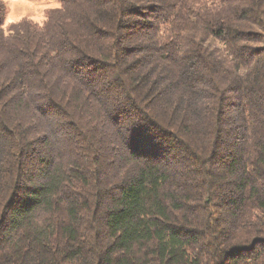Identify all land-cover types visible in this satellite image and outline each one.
<instances>
[{
  "label": "trees",
  "instance_id": "16d2710c",
  "mask_svg": "<svg viewBox=\"0 0 264 264\" xmlns=\"http://www.w3.org/2000/svg\"><path fill=\"white\" fill-rule=\"evenodd\" d=\"M0 0V264H264V0Z\"/></svg>",
  "mask_w": 264,
  "mask_h": 264
},
{
  "label": "rangeland",
  "instance_id": "374dc122",
  "mask_svg": "<svg viewBox=\"0 0 264 264\" xmlns=\"http://www.w3.org/2000/svg\"><path fill=\"white\" fill-rule=\"evenodd\" d=\"M6 7V19L4 26L10 22L21 19H31L42 22L45 17L46 9L56 6L55 0H2Z\"/></svg>",
  "mask_w": 264,
  "mask_h": 264
}]
</instances>
